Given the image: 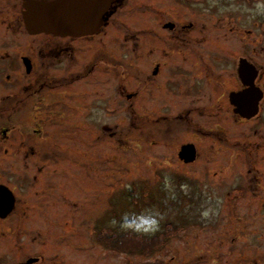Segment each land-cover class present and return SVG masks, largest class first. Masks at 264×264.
Wrapping results in <instances>:
<instances>
[{"label":"flooded vegetation","instance_id":"obj_1","mask_svg":"<svg viewBox=\"0 0 264 264\" xmlns=\"http://www.w3.org/2000/svg\"><path fill=\"white\" fill-rule=\"evenodd\" d=\"M25 1L0 0V91L4 93L2 99L9 100L8 106L7 100L0 104V118L16 115L20 120L25 105L32 104L30 107L33 110L34 101L47 99L48 102L40 106L41 111L45 112L53 104L51 97L59 86L81 82L89 75L101 78H110L108 75H111L114 77V85L110 86L111 82L103 86L105 92L98 95H82L78 104L72 103L76 106L75 109L71 110V105L65 108L67 115L85 116V121L77 122H94L96 131H102L100 127L105 125L116 128L125 121H137L138 125L148 127L146 135L152 140L155 139L150 127L156 125L160 145L164 147L177 137L165 139L167 133L180 134L185 131L190 137L189 140L175 145L177 147L174 151L179 161L184 164H190L198 157V142L209 141L218 147L235 145L228 136L232 125L244 128L239 131L244 136L240 143L244 150L248 125L254 138L260 139L258 144H264V63L261 59L264 52V14L252 12L251 7L247 6V0H234V5H230L232 0H112L101 16L98 29L92 34L82 36L29 32L23 19ZM236 12L239 14L236 15ZM23 36L34 39L32 43L24 44ZM94 36L97 39L96 46L110 52L106 53L108 56L105 54L106 60L111 61L113 67L108 72L94 69L103 63L101 48L96 50L97 54L91 60L77 54L80 50L76 47V42L88 41ZM76 61L83 63L84 69L69 72V76L62 77L64 81L46 78L39 82L38 76L42 77L44 73L37 72L39 68L47 72L55 64L66 69ZM20 70L25 75L35 74L34 82L8 87L6 82ZM103 72L107 76H102ZM125 73L128 74L126 83L119 85V81L126 78ZM129 80L130 83L135 80V85L128 84ZM247 88L255 92L257 110L242 115L235 111L236 105L233 101L235 93ZM58 97L64 103L68 100L71 103L73 100L72 93L63 95L62 92ZM88 98L90 99L87 100ZM120 108L128 111L122 119L116 115ZM5 109H10L6 116L3 113ZM137 109H142L143 113L140 114ZM69 121L75 123L74 117ZM21 125L27 124L21 121ZM15 126L6 125L3 134L13 130ZM117 131H111L110 136L118 134ZM33 132L36 130L33 129ZM99 136L97 135V139ZM190 146L194 151V159L186 162L179 154L186 150L184 147ZM257 150L258 148L245 151L249 157L242 160V167L245 166L247 170L245 174L238 171V175L232 178V173L228 172L226 180L209 183L208 203L204 204L210 208L206 216V227L211 228L208 238L215 243L218 255L209 264H218L220 256L225 259L220 264H264V177L262 179L259 176L260 168L252 165L259 154ZM18 153L19 157H39L34 150H27L25 153L19 150ZM49 154L46 151L43 158H64V161L69 158L67 153L56 155L57 157ZM98 154L100 151L97 154L88 153ZM17 156L14 155V159L19 162L21 159L17 160ZM77 166L81 170V163L80 167L79 163ZM21 172L20 167L18 173ZM77 185L83 192L85 187H79V184L71 189L79 193L76 190ZM0 186L5 187L0 189V223H11L16 220L13 218L16 216L20 224L24 225L27 210L25 201L18 196L15 186L2 182ZM58 188L47 186V189L52 190H59ZM98 190L99 188L95 190V196L96 192L99 193ZM64 192L67 194L65 190ZM82 192L80 193L83 194ZM63 199L66 202V198ZM79 199L80 205H84L85 198ZM94 204L90 201L87 205L91 207ZM204 205H201L200 212ZM225 210L228 212V222L224 219L225 215L221 214ZM200 212V217H203ZM218 221L219 224L222 222L220 230L215 229ZM166 222L171 223V220ZM11 224L6 225L9 236L19 234L27 239L25 243L43 242L42 236L34 227L25 229L24 226V229H18L14 227L18 224ZM173 224L180 231L183 230L181 226ZM106 229L107 231H102L104 235L100 234L98 238L105 237L107 240L104 239L103 242L106 245L110 241L111 245L106 247L116 254L119 253L116 242L120 235L137 234L143 238L151 235L133 227L118 229L117 226L109 225ZM169 238L170 236L163 246L169 242ZM224 242L227 246L223 249ZM22 247L20 244L17 248L22 252ZM21 252L11 264H60L46 261L39 253L21 256ZM123 253L149 257L141 251ZM102 264H118V261ZM127 264L135 263L130 260Z\"/></svg>","mask_w":264,"mask_h":264},{"label":"rangeland","instance_id":"obj_2","mask_svg":"<svg viewBox=\"0 0 264 264\" xmlns=\"http://www.w3.org/2000/svg\"><path fill=\"white\" fill-rule=\"evenodd\" d=\"M234 4V0L230 1V5ZM247 6L251 7L252 12L264 14V0H247ZM238 14L239 12H236V15ZM22 39V43L30 44L34 38L27 39L23 36ZM96 42V36L88 41H77L76 47L80 50L77 54L91 60L97 54L96 50L101 48L103 63L94 69L108 72L113 68L111 61L106 60V53L110 52L96 46ZM261 59L264 63V52ZM83 66V63L77 61L66 69L53 64L47 72L39 68L37 72L44 73L42 77L37 76L39 82L45 81L46 78H57L62 82L63 76H69V72L81 71ZM34 76L35 74L25 75V72L20 70L9 78L6 85H28L31 81L34 82ZM102 76L107 75L103 72ZM108 76L110 78L89 75L81 82L59 86L51 97L53 104L45 112L41 111L40 106L48 102L47 99L34 101L33 110L30 107L32 104L25 105L20 120L16 115L11 116L12 119L0 118V182L15 186L18 196L22 197L27 208L24 225L20 224L16 216L13 217L16 220L11 223L18 224L14 226L18 229H24V226L25 229L34 227L43 240L25 243L27 239L19 234L18 237L9 236L6 225L11 224L10 222L0 223L1 264H11L19 256L21 251L17 247L20 244L23 245L21 256L39 253L46 261L60 264H102L116 261L118 264H127L130 260L135 264H209L218 256L215 243L208 238L211 228L206 227V216L210 208L204 204L208 203L209 183L226 180L228 172L232 173V178L238 175V171L245 174L247 170L245 166L242 167V160L245 157L249 159L245 151L255 148H258L259 154L252 165L260 168L259 176L263 179L264 144H258L260 139L254 138L249 125L246 127V150L240 144L244 136L239 131L244 128L232 125L228 136L230 142L235 145L218 147L213 142H198V157L194 162L184 164L179 161L174 151L177 147L175 145L189 140L190 137L185 131L180 134L167 133L165 139L177 137L164 147L160 145L156 125L150 127L155 139L152 140L146 135L148 127L138 125L137 121H125L116 128L113 125H105L100 127L102 131H96L94 122H77L85 121V116L69 117L65 108L73 106L72 103L78 104L82 95L89 94L88 97H91L105 92L103 86L109 85L114 78ZM124 76L126 78L120 80L119 85H125L128 74L125 73ZM1 82L3 83L2 79ZM135 83V80L133 83L128 81L132 86ZM114 84L115 82H112L110 86ZM62 92L63 95L72 93L71 103L70 100L64 103L63 99L58 97ZM3 94L0 91V104L7 100L2 99ZM6 104L9 105V100ZM9 110H3L5 116ZM137 111L143 113L142 109ZM127 113V110L120 108L116 115L122 119ZM73 117L75 123L69 121ZM21 121L27 125H21ZM9 124L16 126L4 135V127ZM33 129L36 130L35 133ZM116 129L118 134L110 136L111 131L115 132ZM97 135H100L98 139ZM19 150L24 153L34 150L39 157H19ZM46 151L50 152V156L67 153L69 158H65V161L64 158L46 159L43 158ZM99 151L98 155H88L89 152L97 154ZM14 155H18L17 160H21L17 162ZM78 163L79 167L81 163V170L77 166ZM20 167L22 172L18 173ZM95 169L98 170L97 173L94 172ZM76 184L85 187L83 192L78 189V185L76 190L79 193L71 189ZM47 186H58L59 190L47 189ZM97 188L99 193L96 192L95 196ZM79 198H85L84 205H80ZM90 201L95 203L91 207L87 205ZM74 203L77 205L74 206ZM201 205L204 206L200 212ZM199 212L203 217H200ZM226 213L227 210L221 214L225 215L224 219L228 222ZM167 220L181 226L183 230H178L180 234L177 230L168 231L174 234L170 236L169 242L148 258L127 255L122 251L116 254L106 247L111 243L106 245L103 242L105 237L98 238L100 234L104 235L102 231H107L106 227L109 225L117 226L118 229L133 227L154 235ZM219 223L218 221L215 228L217 230L221 229L222 222ZM226 246L225 242L222 243L223 249ZM222 260L225 259L220 256L218 264Z\"/></svg>","mask_w":264,"mask_h":264},{"label":"water","instance_id":"obj_3","mask_svg":"<svg viewBox=\"0 0 264 264\" xmlns=\"http://www.w3.org/2000/svg\"><path fill=\"white\" fill-rule=\"evenodd\" d=\"M112 0H26L24 24L31 33L45 32L59 36H82L94 33L101 16ZM255 92L250 88L235 93V111L244 115L255 112ZM180 157L186 162L194 159L193 148L184 147ZM4 186H0V189ZM4 196H6L4 194ZM9 197V196H8Z\"/></svg>","mask_w":264,"mask_h":264},{"label":"trees","instance_id":"obj_4","mask_svg":"<svg viewBox=\"0 0 264 264\" xmlns=\"http://www.w3.org/2000/svg\"><path fill=\"white\" fill-rule=\"evenodd\" d=\"M171 230L178 231L179 227L177 228L173 222H166L157 230V234L150 235L149 237L143 238L142 235L138 236L137 234L133 236H129V234L125 236L120 235L116 242L118 243L117 249L122 252L141 251L145 256H150L163 246L167 240L166 238L173 234L169 233L172 232ZM108 243H110V241H108Z\"/></svg>","mask_w":264,"mask_h":264}]
</instances>
